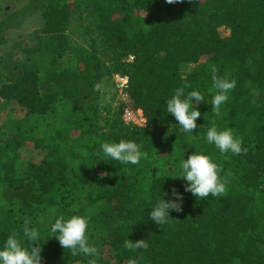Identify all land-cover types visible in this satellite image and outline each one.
Masks as SVG:
<instances>
[{"label":"trees","instance_id":"obj_1","mask_svg":"<svg viewBox=\"0 0 264 264\" xmlns=\"http://www.w3.org/2000/svg\"><path fill=\"white\" fill-rule=\"evenodd\" d=\"M38 13L34 45L13 64L0 56V113L9 111L0 126V240L28 220L41 232V264H264V0H27L0 22V44ZM186 65L194 69L183 75ZM213 68L236 81L219 116ZM117 75L128 80L126 101L103 107L94 85ZM186 83L209 102L194 104L201 116L191 139L168 132L178 121L165 108ZM126 109L141 110L145 125L125 123ZM212 123L230 127L247 152L209 145ZM120 139L141 144L147 159L99 161L100 144ZM28 143L39 153L32 160L21 152ZM194 151L226 175L220 195L197 199L176 177ZM173 188L182 210L161 226L150 207L163 193L175 199ZM73 213L90 215L99 255H74L51 237L49 221ZM126 239L149 247L127 249Z\"/></svg>","mask_w":264,"mask_h":264},{"label":"clouds","instance_id":"obj_2","mask_svg":"<svg viewBox=\"0 0 264 264\" xmlns=\"http://www.w3.org/2000/svg\"><path fill=\"white\" fill-rule=\"evenodd\" d=\"M167 3H174L175 0H166ZM236 87L234 79H228L218 76L216 69H212V88L215 93L211 95V111L216 116L220 115L221 105L228 100V93ZM186 89H190L186 92ZM94 90L101 92L103 85L97 82ZM211 93L212 89H208ZM109 99V97H105ZM209 103L205 94L198 89L191 88L189 84L183 87H177L173 94L168 97L166 102L167 114H172L178 124L177 128L168 132L177 130L186 134L188 139L199 135H193V129L197 128L196 120L201 116L198 107L201 102ZM205 140L209 145H214L221 154L232 153L240 155L246 153L247 148L242 146V138L236 136L230 127L223 129L217 124L212 123L206 129ZM100 153L102 158L99 161H117L120 165H138L141 159H147V152L142 151V145L131 139H120L118 141H105L100 144ZM95 165V164H94ZM180 177L186 181L185 191H190L197 199L207 198L209 195L218 196L224 192L226 186V175H222L220 165L213 160L211 154L194 151L187 159L183 158L178 164ZM104 175V174H102ZM110 175V174H109ZM163 193L160 198L150 207L149 216L153 222L159 225L166 224L170 219V211H181L182 194L172 189V196L175 199L165 200ZM90 215L69 214L58 215L50 220L47 227L64 249H69L76 254L86 256L99 255V249L89 243V221ZM42 241L40 230L31 226L30 221L25 220L22 231H13L3 240H0V264H41V247L36 244ZM25 242L27 246H25ZM124 247L130 250L147 249L149 244L146 240L140 239L132 241L126 239ZM128 264H137V260L129 259Z\"/></svg>","mask_w":264,"mask_h":264},{"label":"rangeland","instance_id":"obj_3","mask_svg":"<svg viewBox=\"0 0 264 264\" xmlns=\"http://www.w3.org/2000/svg\"><path fill=\"white\" fill-rule=\"evenodd\" d=\"M27 0H0V22L8 15L18 9L22 8ZM43 28V19L41 13H38L34 16L28 18L22 28L17 30H11L4 33V42L0 44V56L10 59L9 64H13L19 61L20 59V50L22 48L30 47L34 45V35L37 31ZM220 34L227 36L229 30L227 28H220ZM75 41H78L75 35H73ZM131 60V58H130ZM194 69L193 65H186L182 69L183 75H188ZM119 76V75H117ZM114 76L113 78H107L104 81L103 90H102V104L103 107L106 106H116L119 102H125V88L122 87L123 82ZM121 77V76H120ZM123 78V77H122ZM128 83V82H127ZM127 86V85H126ZM109 97V99H105ZM260 104H264V99H259ZM7 109L5 113L0 115V126L5 123ZM4 115V116H3ZM145 117V116H144ZM138 119H141L140 116H137ZM146 120V118H145ZM21 152L23 153L24 158L27 160H32L35 158L36 154L39 153L34 148L33 144L28 143ZM101 252L100 246H96ZM102 249V248H101ZM78 264H88V263H78Z\"/></svg>","mask_w":264,"mask_h":264},{"label":"built area","instance_id":"obj_4","mask_svg":"<svg viewBox=\"0 0 264 264\" xmlns=\"http://www.w3.org/2000/svg\"><path fill=\"white\" fill-rule=\"evenodd\" d=\"M117 78H119L123 82L122 87H126L127 82H128L127 78H122L120 76H117ZM137 116H140L141 119H138ZM123 118L125 120V123H127V124H134V125H138V126H143L146 123L144 114L141 110L133 111L130 109H126L124 112Z\"/></svg>","mask_w":264,"mask_h":264}]
</instances>
